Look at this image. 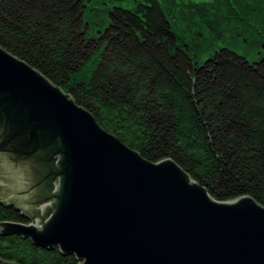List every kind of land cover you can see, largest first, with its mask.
Here are the masks:
<instances>
[{
	"label": "trees",
	"instance_id": "trees-1",
	"mask_svg": "<svg viewBox=\"0 0 264 264\" xmlns=\"http://www.w3.org/2000/svg\"><path fill=\"white\" fill-rule=\"evenodd\" d=\"M101 3L0 0V47L142 158L172 160L217 201L249 196L264 207V54L250 62L220 48L199 63L200 36L185 43L158 0H131L132 9ZM189 4L181 5V17L194 12ZM89 17L94 24L107 17L96 37L87 36ZM5 221L31 220L0 199ZM6 261L81 263L58 246L0 231V264Z\"/></svg>",
	"mask_w": 264,
	"mask_h": 264
},
{
	"label": "water",
	"instance_id": "water-1",
	"mask_svg": "<svg viewBox=\"0 0 264 264\" xmlns=\"http://www.w3.org/2000/svg\"><path fill=\"white\" fill-rule=\"evenodd\" d=\"M0 155L31 220L3 234L80 264H264L262 205L217 201L172 160L142 158L1 47Z\"/></svg>",
	"mask_w": 264,
	"mask_h": 264
},
{
	"label": "rangeland",
	"instance_id": "rangeland-1",
	"mask_svg": "<svg viewBox=\"0 0 264 264\" xmlns=\"http://www.w3.org/2000/svg\"><path fill=\"white\" fill-rule=\"evenodd\" d=\"M207 4L194 12L189 18L176 14L171 21L173 30L185 43L195 37L202 43L200 50L194 55L199 63L220 48H227L243 55L250 62L258 61L264 54V0H201ZM221 2V5H220ZM223 2V3H222ZM115 4L129 6L127 1H116ZM227 14L215 17L214 12ZM200 11V12H199ZM168 9L165 15L171 19ZM106 18L94 24L92 19L87 31L88 37L98 36L106 24ZM212 26V28H210ZM8 170L0 155V199L15 202L16 197L8 199L10 174H2ZM20 206L19 203H15Z\"/></svg>",
	"mask_w": 264,
	"mask_h": 264
}]
</instances>
